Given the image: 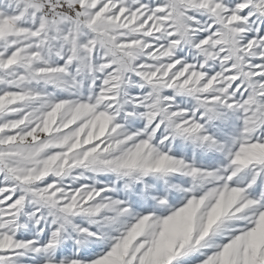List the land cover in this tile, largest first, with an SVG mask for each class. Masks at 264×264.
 Masks as SVG:
<instances>
[{"label": "snow or ice", "instance_id": "6c2138e0", "mask_svg": "<svg viewBox=\"0 0 264 264\" xmlns=\"http://www.w3.org/2000/svg\"><path fill=\"white\" fill-rule=\"evenodd\" d=\"M0 264H264V0H0Z\"/></svg>", "mask_w": 264, "mask_h": 264}]
</instances>
